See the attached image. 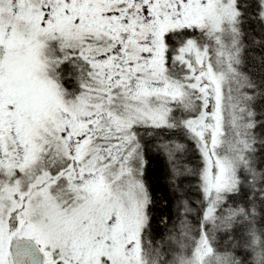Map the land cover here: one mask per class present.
<instances>
[{"label":"snow or ice","instance_id":"1","mask_svg":"<svg viewBox=\"0 0 264 264\" xmlns=\"http://www.w3.org/2000/svg\"><path fill=\"white\" fill-rule=\"evenodd\" d=\"M0 264H264V0H0Z\"/></svg>","mask_w":264,"mask_h":264},{"label":"trees","instance_id":"2","mask_svg":"<svg viewBox=\"0 0 264 264\" xmlns=\"http://www.w3.org/2000/svg\"><path fill=\"white\" fill-rule=\"evenodd\" d=\"M162 162H157L155 160H150L149 167L147 169V178L152 183L153 188L157 195H160L164 192V181L162 179L163 171Z\"/></svg>","mask_w":264,"mask_h":264}]
</instances>
